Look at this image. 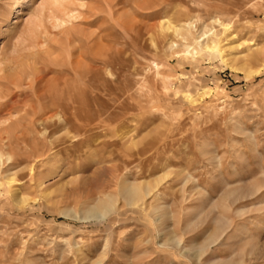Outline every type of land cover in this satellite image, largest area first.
<instances>
[{"label": "rangeland", "instance_id": "rangeland-1", "mask_svg": "<svg viewBox=\"0 0 264 264\" xmlns=\"http://www.w3.org/2000/svg\"><path fill=\"white\" fill-rule=\"evenodd\" d=\"M45 2L0 0V264H264V0ZM90 53L79 119L29 129Z\"/></svg>", "mask_w": 264, "mask_h": 264}, {"label": "bare ground", "instance_id": "bare-ground-1", "mask_svg": "<svg viewBox=\"0 0 264 264\" xmlns=\"http://www.w3.org/2000/svg\"><path fill=\"white\" fill-rule=\"evenodd\" d=\"M46 5H51V0H46V2L44 3V6L46 7ZM47 13H48V11H47ZM49 15H51V14H49ZM64 15L66 16V14H64ZM59 16H61V15H59ZM62 17L64 18V16H62ZM48 19H49V17H48ZM50 20H52L54 22L53 26L55 24L57 25V24H61L62 23V19H60V18H53V19H50ZM216 24H217V22H216ZM189 27L191 28L192 25H189L185 21V22L180 23L178 25V27L171 26L169 32H171V33H173L175 35V32L177 31V29H181V28L182 29L183 28L186 29V28H189ZM221 28L222 29L220 31H223L225 27L224 28L221 27ZM163 29L165 30V25L163 26V25H161V23H156L155 24V30L154 31H155L156 35H158V33H160ZM62 31H63V29H62ZM217 32H214V33H217ZM202 33L201 34L199 33V35H200L199 37L202 38V41L197 43L199 45L198 47H200V49H201L200 51H203V52L206 53L207 51L214 50V53H217L218 48H217L216 44H217V42L219 40V39H217L218 35L215 34L217 36V37H215L214 33L210 34V32H208L206 35L202 34ZM204 36H206V37H204ZM86 37L85 38L84 37H82V38L80 37L79 38L81 43L86 41ZM196 37H198V36H196ZM223 37H225V35ZM191 41H193V40H191ZM198 41H195V42H198ZM220 41H222V40H220ZM218 45H221V44H218ZM168 46H172V45H170V43H168ZM184 50H185V48H184ZM220 50H221V48H220ZM85 59H84V61H86V64H83V63L79 62L76 58L75 59H70V60L67 59V61L64 63L63 66L59 65L61 69L60 70H56L55 74L57 76L56 77L50 76V77L41 79L40 80V84L38 85V88L36 86V83L39 81L40 78H36L34 80L29 92H30V95L33 98V101L34 102H36V101L38 102L39 101V102L37 103V105H34V108L31 105H29V103H27L25 105V108L22 110V114L24 115L23 116L24 117L23 120L25 121V123H26V125L28 127L30 126L29 129L30 128H31V130L33 129L31 126H33L34 122L37 125H39V128H40V125L43 124V123H49L48 126L53 127V128L54 127H63V126L64 127H68L70 122H68V117H66V115H67V113H68V111L70 109L73 111L74 116H75V117L72 116V118H73L72 120L79 119V117L81 115L82 97H83L84 93H83V90L80 87L77 86V84L85 83V80L88 79L89 89H87V91H90V90L95 89L94 82L97 79V72H96L95 67L92 66V65L89 66L88 63L92 62L94 64H101V63H104L105 61H107V62L112 61V59H111V57H109V55L101 56V55H98L96 53H90L88 55V58H85ZM230 69L234 70V71L236 70V72L241 71V69L239 67H236V66L235 67H231ZM46 71L49 73L48 70H46ZM241 73H242V76L245 75V72L241 71ZM153 74H154V72H152V75ZM69 81H72L75 84L77 83L76 85H74V84L70 85L71 86L70 94L72 95L71 98L72 99L74 98L73 106H71V103L67 99V96L69 94L67 92V90L69 89V85H68ZM8 84L12 85V84H14V81L8 82ZM158 88L160 90L164 89V87L162 86V84H160V82H158ZM182 96L185 97L186 99L188 97L186 94H183ZM43 97H46V98L44 99ZM42 98H43V101H40V99H42ZM52 109H53V112L51 113V115H45V114H47V113H45L44 114L45 115L44 118H39L38 117L39 115H41L44 112H47V111L50 112L49 110H52ZM56 113L61 115V116L57 117L58 123L55 125L54 123L49 121V118L51 116H55ZM11 139L15 140V139H17V136H12ZM4 180L9 181L7 178H5ZM130 191H131V188H129V187L123 188V193L124 194H128ZM13 197H15V196H13ZM13 203H15V204L18 203V200L14 199ZM86 215H89V214L86 213Z\"/></svg>", "mask_w": 264, "mask_h": 264}]
</instances>
